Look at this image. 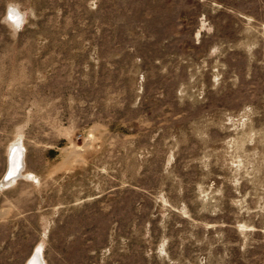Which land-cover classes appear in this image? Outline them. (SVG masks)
<instances>
[{
    "label": "rangeland",
    "instance_id": "374dc122",
    "mask_svg": "<svg viewBox=\"0 0 264 264\" xmlns=\"http://www.w3.org/2000/svg\"><path fill=\"white\" fill-rule=\"evenodd\" d=\"M38 248L264 264V0H0V264Z\"/></svg>",
    "mask_w": 264,
    "mask_h": 264
},
{
    "label": "bare ground",
    "instance_id": "6f19581e",
    "mask_svg": "<svg viewBox=\"0 0 264 264\" xmlns=\"http://www.w3.org/2000/svg\"><path fill=\"white\" fill-rule=\"evenodd\" d=\"M11 13L9 14L10 17H12L15 20L19 19V17L17 18V16L19 14L17 15L16 13H14V14L13 13L11 14ZM9 155H10V167H9V172L7 173V176H6L7 178L3 182L4 184L11 182V181L12 182L15 181L18 176L19 177L26 176V177H32L33 178L34 175H32L31 172H25L23 170V167H24V147L20 141L16 140V142H14L11 145ZM16 172H17V174H15ZM39 253H40V249L38 248L37 252L29 260L28 264H40Z\"/></svg>",
    "mask_w": 264,
    "mask_h": 264
}]
</instances>
